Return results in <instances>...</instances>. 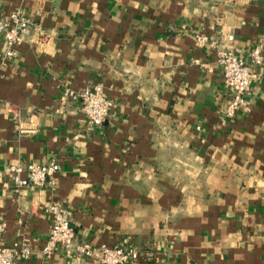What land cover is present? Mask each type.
Wrapping results in <instances>:
<instances>
[{"label":"crops","instance_id":"obj_1","mask_svg":"<svg viewBox=\"0 0 264 264\" xmlns=\"http://www.w3.org/2000/svg\"><path fill=\"white\" fill-rule=\"evenodd\" d=\"M0 10L32 20L16 57H3L0 36V246L28 241L33 255L18 264H99L63 248L43 256L54 203L71 211L76 243L128 238L135 264H264V63L250 110L228 118L216 50L197 41L245 60L262 45L264 58V0H0ZM99 84L112 107L91 127L64 93ZM18 162L57 163L55 186L16 188Z\"/></svg>","mask_w":264,"mask_h":264},{"label":"built area","instance_id":"obj_2","mask_svg":"<svg viewBox=\"0 0 264 264\" xmlns=\"http://www.w3.org/2000/svg\"><path fill=\"white\" fill-rule=\"evenodd\" d=\"M31 26L32 20L21 11L16 10L5 15L0 10V36L4 39L5 59L17 56V47L29 35ZM232 40L233 36H230L229 41ZM197 41L201 46L208 44L216 50V61L223 71L224 84L230 97L226 116L233 118L240 111H249L251 83L257 77V69L264 63L263 46L255 47L249 54V59L245 60L233 49L219 47L216 42H210L206 36H197ZM195 62L199 63L197 60ZM64 96L80 101L91 127L103 125L112 107L101 84L88 87L81 93L67 89ZM59 171L60 165L54 162L48 164L18 162L9 167V175L16 188L54 187ZM47 211L51 215L52 225L42 249L45 258H49L57 249L63 248L67 256L72 259L96 257L99 264H135L139 259V250L131 245L128 238L113 246L101 244L93 247L86 242L76 243L71 211L61 203L50 205ZM3 228L0 224V232ZM32 255V246L25 240L15 241L9 246H0V264H18L21 260H29Z\"/></svg>","mask_w":264,"mask_h":264}]
</instances>
